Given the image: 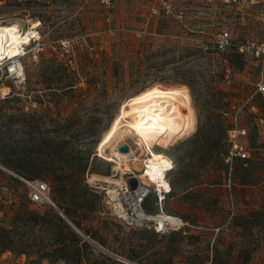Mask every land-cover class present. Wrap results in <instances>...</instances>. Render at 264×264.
Listing matches in <instances>:
<instances>
[{
  "label": "rangeland",
  "instance_id": "rangeland-1",
  "mask_svg": "<svg viewBox=\"0 0 264 264\" xmlns=\"http://www.w3.org/2000/svg\"><path fill=\"white\" fill-rule=\"evenodd\" d=\"M177 4L185 2L178 0ZM186 6L189 27L159 12L154 0H116L109 8L100 0H18L16 5L8 4L16 12L2 15L0 24H16L22 32L33 29L39 33L18 55L0 59V98L12 97L0 101V155L17 169L0 163V222L17 223L16 233L27 250L49 248L52 237L39 226H22L21 213L30 209L47 211L53 229L60 213L50 202H33L30 186L22 178L47 182L48 196L58 207L63 206L59 207L63 213L66 196L72 202L80 199V192H90L89 198L97 210L83 219V226L100 228V234L106 233L111 246L115 245L117 226L134 240L144 231L124 227L105 204L103 190L91 182L111 175L113 162L101 156L99 149L124 104L142 85L159 83L165 88L186 86L195 122L190 132L168 145L156 143L154 150L173 156L188 153L187 140L198 128V113L208 114L216 108L224 111L225 128L239 112V123L247 129L242 141L250 150L253 164L246 176L234 171L229 181L223 169L227 160H214L213 166L200 169L204 159L187 157V161H197L194 171L200 170L207 183L198 191L193 189L190 203L172 199L166 207L206 226V231L196 233L206 239L205 243L196 239L186 242L181 236L152 242L143 237V242L158 247L172 239L178 241L179 252L163 257L172 264H183L190 256L202 254L204 246L211 248L213 244L227 250L221 257L223 264H258L246 263L245 249L253 251L259 247L264 240V225L249 232L233 226L231 220L236 213L264 209V95L257 91L264 80V56L245 54L244 66L235 69L228 60L231 51L218 54L209 40L221 28L228 29L236 41L264 40V0L243 9L200 0ZM28 10L35 15L30 17ZM114 62L119 64V77L113 73ZM13 64H21L23 74L10 72L8 67ZM66 83L74 84L73 88L66 89ZM261 126L263 130L258 131ZM122 130H127V126L123 125ZM124 133L107 143L105 156L114 157L112 151L121 143L137 141L136 135ZM176 145L178 149L173 147ZM89 150L93 152L90 167L84 173L75 172L78 185L66 190V165L76 162L80 170ZM147 156L141 155L132 168L140 169ZM239 163V159H234L233 168ZM88 170L93 174L87 175ZM170 175L177 176L173 172ZM244 181L250 184L242 186ZM56 184L59 190L54 188ZM104 219L111 222L108 232L103 229ZM37 257V253L27 256L17 249L6 250L0 253V264H51L45 259L35 260ZM145 257L153 259V249ZM54 264L64 263L58 260Z\"/></svg>",
  "mask_w": 264,
  "mask_h": 264
},
{
  "label": "trees",
  "instance_id": "trees-1",
  "mask_svg": "<svg viewBox=\"0 0 264 264\" xmlns=\"http://www.w3.org/2000/svg\"><path fill=\"white\" fill-rule=\"evenodd\" d=\"M18 0H0V17L2 15L12 14L16 12L8 7V4L16 5ZM30 17H33L35 12H31L28 10L27 12ZM26 13V14H27ZM39 20L42 21L43 18L41 16ZM55 46V45H53ZM215 49V48H214ZM215 51L220 52L217 49ZM229 51V50H228ZM231 57L228 59L235 67V69H241L244 66V55L231 49ZM64 53V52H63ZM56 61V59H55ZM59 65H64L61 62H56ZM66 71L69 70V64H66ZM119 64L118 62H114L113 73L116 77H119ZM214 82H220L219 80H214ZM189 86L192 87V84L187 82ZM72 83H66V89L73 88ZM149 87L146 85H142L141 89L137 90L134 94L141 92L145 88ZM264 95V94H263ZM130 96V97H131ZM12 97L9 95L4 98H0V101L6 102L9 101ZM211 110V111H210ZM208 114L201 115L198 113L199 124L197 130L193 133V135L187 140V143L190 145V150L188 153L182 156H173L174 167L169 173V179L171 184V192L173 190L177 191L183 197L189 196L191 193H195L193 188L199 184L207 183L204 178V174L199 170L197 172L194 171V165L196 162L193 160L187 161V157L192 159L198 158V161L205 162L200 165V169H204L207 166L211 165L212 161H217L218 159L227 160L230 156V148L228 142V128L231 125V121L228 123L227 128H225L223 121L224 111L218 110L216 108L210 109ZM232 119V118H231ZM262 126L258 128V131H261ZM178 149V145L173 146ZM93 152L91 150L85 152V157L83 158V164L81 169L78 170V165L76 162L73 164L66 165V190L75 189L76 185H78V180H76L75 172L84 173L90 167V159ZM74 159V158H73ZM234 159H239L240 163L236 168H233ZM0 163L14 169L17 171L13 164L9 163L7 159L3 158L0 155ZM67 164V163H66ZM246 164V166H243ZM253 161L251 158H240L233 157L232 161H227L226 164H223V169L227 172L228 180L232 179V174L235 171L237 175L246 176L249 173V169L252 167ZM1 171V170H0ZM19 172V171H18ZM177 174L174 178H171V173ZM90 170L87 171V175H89ZM241 173V174H240ZM93 174V173H92ZM53 175V174H52ZM44 176V174H42ZM190 176H194L193 179H189ZM189 181H191L189 183ZM214 184V183H213ZM235 184V182H234ZM248 182H241L242 186H247ZM255 184V183H254ZM59 185L56 184L54 188L59 190ZM90 188H92L90 186ZM169 193V194H170ZM167 196V199L169 197ZM80 199L74 200L70 202L66 196V210H64L65 216L71 220V222L75 225L73 227L66 218L61 215H57V223H55V228H51L49 226V219L47 217V211H40L38 209H30L22 214V222L21 225H36L39 226L40 230L44 233H47L50 237H52V242L49 248L45 250H35L33 252L27 250L25 248V242L21 239L15 230L16 222L13 220L1 221L0 222V253H3L6 250H19L20 253H24L27 256H31L34 253L38 254V257L35 260H47L51 264H54L56 261L61 260L64 264H172V262L168 263L169 260L164 259V255L166 253L177 254L179 252L178 241L171 240L166 244L155 247L156 244H147L143 242V237H149L150 242L154 241V239L160 238L164 240V238H172L175 236H181L184 238L186 242L193 241V239L201 242L203 236L201 234H196L199 232H204L208 229L206 226L201 225L199 223L192 222L188 218L183 217L186 221L193 224L194 227L186 226L185 228L177 231H171L166 234L158 233L154 230L153 227L146 226L144 231L140 233L137 239H133L131 235L125 236L124 232L121 231L120 226H117L116 231L117 234H114L115 245L111 246L108 243V237L105 234H100L99 229L91 230L90 228H84L83 219L87 218L90 213H93L97 210L96 205L89 198L90 192H80ZM91 195H93L91 193ZM195 195H198L197 193ZM183 197V198H184ZM167 199L165 201V208L167 210ZM59 204V203H58ZM59 207L63 209V206L59 204ZM169 213L177 214L173 211L167 210ZM181 216V215H180ZM115 217V216H114ZM116 218V217H115ZM233 226L240 228L241 230H248L249 232L253 229H257L258 227L264 225V209H254L249 211L248 213H236L232 217L231 220ZM108 220H103V229L108 232L109 229ZM124 227H126L123 224ZM134 228V227H127ZM20 238V239H19ZM218 240L216 239V242ZM102 247L103 250L107 251L109 254L103 252L98 249V247ZM154 245V246H153ZM155 247V248H154ZM153 249V254L155 257L150 259L145 257V253L149 250ZM248 254L245 258V261H248L251 249H245ZM227 252L225 249L218 247L213 244L210 248V245L207 247L204 246V252L195 254L196 256H190L183 264H223L222 256L223 253ZM160 255V257H159ZM117 257L114 258V257ZM122 257L124 259H122ZM235 258V257H234ZM127 261V262H125Z\"/></svg>",
  "mask_w": 264,
  "mask_h": 264
},
{
  "label": "built area",
  "instance_id": "built-area-1",
  "mask_svg": "<svg viewBox=\"0 0 264 264\" xmlns=\"http://www.w3.org/2000/svg\"><path fill=\"white\" fill-rule=\"evenodd\" d=\"M100 1L109 8L116 0ZM181 1L185 2V5H178V0H154L159 12L175 19L181 26L189 27L185 17L188 8L186 4L195 0ZM200 1L208 3L218 1L232 8L243 9L251 3L260 0ZM209 41L220 52L233 49L243 55L249 54L254 58L264 56V40L258 41L252 38H244L236 41L233 39L232 33L226 28H221L218 32H214ZM8 70L10 72H19V70H22V66L21 64H13L8 67ZM257 91L264 94V80L258 84ZM238 114L239 112H236L232 116L231 125L227 131L230 148V156L227 161L229 162L232 161L233 157L251 158L250 150L242 141L247 134V129L239 123ZM164 157L170 160L171 166L163 165L162 173L157 175L155 179L148 172L149 165L145 161L140 169L125 168L120 165L122 161L120 157L115 156L113 160H110L113 162L111 175L109 176L110 182H106L105 178L102 181L94 180L93 183L91 182L92 186L103 190L105 204L109 207L111 213L126 227L142 228L150 226L161 234L181 230L186 226L194 227L182 216L169 213L165 208V201L171 192L169 173L174 167V161L169 154H165ZM22 180L30 186V197L33 202L38 204L54 203L48 196L50 187L47 182L42 179L28 180L22 178Z\"/></svg>",
  "mask_w": 264,
  "mask_h": 264
},
{
  "label": "bare ground",
  "instance_id": "bare-ground-1",
  "mask_svg": "<svg viewBox=\"0 0 264 264\" xmlns=\"http://www.w3.org/2000/svg\"><path fill=\"white\" fill-rule=\"evenodd\" d=\"M38 34L33 29L22 32L16 24H0V59L18 55L24 50V45ZM19 71L23 74V70ZM157 84H151L128 99L99 149V154L109 160L120 157V165L125 168H132V164L147 153L148 158L144 161L154 179L162 173L163 165L171 166V162L164 157L165 153L154 150L153 146L156 143L170 144L190 132L195 122L186 86L165 88ZM123 125L127 130H122ZM124 131L137 136V141L126 142L130 146L129 152H121L116 147L112 151L114 157L105 156L107 143ZM105 181L110 182V177L107 176Z\"/></svg>",
  "mask_w": 264,
  "mask_h": 264
},
{
  "label": "crops",
  "instance_id": "crops-1",
  "mask_svg": "<svg viewBox=\"0 0 264 264\" xmlns=\"http://www.w3.org/2000/svg\"><path fill=\"white\" fill-rule=\"evenodd\" d=\"M204 184H206V183H202V184H199V185H197L196 187H194L193 189H195V191H198L197 189L199 188V187H201L202 185H204ZM223 185H227V184H223ZM184 197V196H183ZM182 196H181V194L180 193H178L176 190L174 191L173 190V192L172 193H170L169 194V197H168V199H167V203L170 201V200H172V199H181L182 201H184L186 204L187 203H190L191 201H190V199H189V196H185L184 198H183ZM173 212H175V211H173ZM176 213V212H175ZM178 215H180V214H178ZM250 261V263H252V262H257L258 264H264V240L262 241V242H260V245H259V247L258 248H256V249H254L251 253H250V256H249V258H248V261H246V263H248Z\"/></svg>",
  "mask_w": 264,
  "mask_h": 264
},
{
  "label": "water",
  "instance_id": "water-1",
  "mask_svg": "<svg viewBox=\"0 0 264 264\" xmlns=\"http://www.w3.org/2000/svg\"><path fill=\"white\" fill-rule=\"evenodd\" d=\"M118 150L119 151H121V152H129V150H130V146H129V144H127V143H121V144H119V146H118ZM53 206L56 208V209H58V211H59V213H60V215L62 216V217H64V218H66V220L73 226V227H75V225L71 222V220L70 219H68L66 216H65V214L60 210V208L55 204V203H53ZM76 228V227H75ZM77 229V228H76ZM78 230V229H77ZM79 231V230H78ZM102 248V247H101ZM104 249V248H103Z\"/></svg>",
  "mask_w": 264,
  "mask_h": 264
},
{
  "label": "snow or ice",
  "instance_id": "snow-or-ice-1",
  "mask_svg": "<svg viewBox=\"0 0 264 264\" xmlns=\"http://www.w3.org/2000/svg\"><path fill=\"white\" fill-rule=\"evenodd\" d=\"M150 95V94H149Z\"/></svg>",
  "mask_w": 264,
  "mask_h": 264
}]
</instances>
